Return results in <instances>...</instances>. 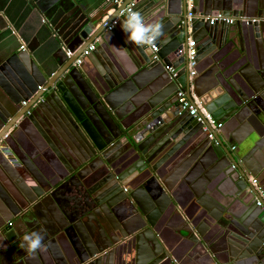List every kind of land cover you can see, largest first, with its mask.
I'll list each match as a JSON object with an SVG mask.
<instances>
[{
  "label": "water",
  "instance_id": "1",
  "mask_svg": "<svg viewBox=\"0 0 264 264\" xmlns=\"http://www.w3.org/2000/svg\"><path fill=\"white\" fill-rule=\"evenodd\" d=\"M131 1L135 2L134 10L142 12L149 22L159 21L164 26L163 35L156 42L157 60L152 59L150 50L128 42V34L122 29L125 16L107 30ZM169 1H123L98 28L93 21L86 22L76 35L78 51L63 59L53 54L52 67L49 58L40 62L36 52L25 48L14 55L18 68L10 75L2 72L4 65H0V137L16 122L15 128L22 129L42 118L50 122L46 132L52 136L37 137L33 141L37 149L31 144V152L46 158L53 172H57V165L70 174L84 164L89 169L80 179L82 194L91 198L94 212H106L119 223L113 226L106 216L102 220L96 213L109 244L93 253L91 247L85 246L89 241H99V236L90 233L86 239H70L77 241L78 249L74 247L78 256L88 253L92 258L89 264H264V205H255L258 197L249 182V175L257 177L264 191L259 178L264 176V166L259 168L248 158L257 145L249 136L252 131L264 139L257 131V127L264 130V23L224 25L202 18L219 11L237 16L242 12V0H192L190 17L185 0H178L175 13L170 12ZM173 15L176 19L171 21ZM42 25L50 35L51 26ZM189 30L197 51L192 92L212 118L222 124L220 131L225 136L223 129L230 126H249L250 130L236 141L242 148H251L241 159L246 170L237 165L217 133L213 131V140L206 138L205 127L212 133L207 123H197L179 108L178 87L185 89L188 98L191 93L186 58ZM40 36L41 30H36L39 43ZM94 42L95 49L82 58L80 65H74L80 53ZM181 47L183 55L173 60L170 57V61L168 57ZM165 67L173 68L176 78L171 79ZM202 71L210 76L206 84L199 83ZM126 84L133 88L127 91ZM36 91L34 101L21 107L20 101ZM120 93L126 94L124 99L113 104L109 98L114 100ZM29 110L30 114L21 118ZM10 137L4 143L15 138L24 144L15 132ZM232 137L227 138L230 144ZM200 146H204L203 153L210 155V161H201L190 173L200 179L199 186H190L194 201L206 203V198L212 200V193L233 197L244 206V218L254 219L256 225L238 217H233L237 222L223 223L211 208L198 226L195 219L188 217L181 192L169 187L166 179ZM3 153L8 150L0 149V176L13 180L4 165ZM20 162L25 165L22 159ZM108 172L117 177L118 184L107 187L103 200L92 188L105 183ZM122 178L126 181L122 182ZM14 185L20 196L15 198L18 210L25 208L20 201L34 204L52 192L43 190L41 180H36L35 187ZM122 188L126 192L121 197ZM224 188L232 191L227 194ZM30 194L34 195L32 200ZM62 200L65 199L62 197L59 204ZM3 204L9 216L2 217L9 221L15 211L7 201ZM223 212L230 214V209ZM56 250L60 253L62 248Z\"/></svg>",
  "mask_w": 264,
  "mask_h": 264
},
{
  "label": "flooded vegetation",
  "instance_id": "2",
  "mask_svg": "<svg viewBox=\"0 0 264 264\" xmlns=\"http://www.w3.org/2000/svg\"><path fill=\"white\" fill-rule=\"evenodd\" d=\"M25 116L27 115H22L21 118ZM49 125L50 122L39 118L38 121L29 122V125H23L22 129L18 126L14 127L8 137L15 132L16 138L24 144L21 145L14 138L6 142L1 148L8 150V153H3L6 158L4 165L11 172L13 180L6 175L0 176V264H89L92 258L89 257L88 253L78 256L76 254L77 241H70V239L72 240L75 236L86 239L89 238L90 233L99 236V241H89V244L85 246L86 249L91 247V253H93L97 248H103L109 244L96 213L100 214L99 217L102 220H105L106 216V219L113 226L119 224L114 217L107 216L106 212H98V210L94 212L91 198L82 194L84 190L80 187V179L90 172L87 167L85 168V164L79 166L73 174H70L67 169L60 165H57V172H53L46 158L44 159L39 152L37 154L31 152L33 147L37 149L33 143L37 137H41V134L46 135V137L52 136L50 132H46ZM31 144L33 147L29 148ZM9 145L12 149L9 148ZM21 159L25 165L20 162ZM29 159L31 160L29 161ZM96 160H94L96 164H100ZM14 161H17L18 164H13ZM63 162H65L64 159ZM72 164L74 163L72 162ZM76 173L81 176H76ZM36 180H41L43 190L52 192L43 195L34 204H26V202L19 200L25 208L18 210L15 198L20 199V196L14 184H19L22 187H35ZM106 180L105 183H100L92 188L94 194L103 200H106L107 187L118 184L117 177L112 172L106 174ZM58 181L60 182L57 186L53 187L52 185ZM125 181L126 178H122V182ZM38 191L36 190V192ZM77 191L79 192L76 193ZM121 191L119 195L122 197L126 190L122 188ZM62 197L65 200L59 204ZM69 197L72 200L67 199ZM29 198L32 200L34 195L30 194ZM6 201L15 211V216L9 221H5L2 217V215L9 216L3 204ZM33 231L40 232L44 236L43 243L46 245L47 251H38L35 256H30L19 245L25 232L31 233ZM74 246L77 248L75 249ZM57 247L58 249L62 248L60 253L57 252ZM124 260L126 261V259Z\"/></svg>",
  "mask_w": 264,
  "mask_h": 264
},
{
  "label": "crops",
  "instance_id": "3",
  "mask_svg": "<svg viewBox=\"0 0 264 264\" xmlns=\"http://www.w3.org/2000/svg\"><path fill=\"white\" fill-rule=\"evenodd\" d=\"M104 1L105 0H0V65H4V71L2 72L8 76L14 72V69L18 68V64L15 63L14 55L21 50L22 46H24L25 49L36 52L40 62L49 58L51 62L50 67L53 65L52 59L50 58L53 54H57L61 59H63L64 56H67L63 46L70 49L73 54L76 53L78 51V41L76 40V35L80 32L82 27L86 25V22H89L90 20L93 21V23L96 24V29L99 27L100 23L113 12L111 10L109 11L110 8H104ZM120 1L121 4L125 0ZM239 1L241 2V0ZM260 2H262L261 5ZM241 5L242 12L240 14L237 16H233L231 14L229 16L264 17V10L262 8L264 7V0H242ZM168 6L170 7V12L175 13L178 11L179 1L170 0ZM256 11H260L261 14H258ZM247 13H254V15L247 16ZM256 13L257 15H255ZM175 17L176 16L173 15L170 20H175ZM43 23L51 26L50 35L43 28ZM36 30H41L42 36L40 37L42 38L40 43L35 37ZM189 40H192L190 30L188 41ZM92 44L97 46L95 42ZM260 50L261 47L258 48L257 53H259ZM262 53L263 52H261V55ZM168 59L170 60L169 57ZM128 61L132 63L130 60ZM209 77L210 76L206 71H202L199 83L206 84L209 80H206V78ZM125 86L128 88L127 91L133 88L130 84H126ZM37 91L39 90L37 89ZM37 91L34 92L27 100L22 101H28V103L33 102L35 96L37 95ZM124 95L126 94H122L114 100L109 98V100L113 104L117 105V102L123 98ZM22 101H20V106L24 107L21 104ZM32 107L34 106L32 105ZM260 128L261 127H257V131H259L260 135L264 136V130H261ZM249 130V126L247 124H243L241 126H230L229 129H223L226 136L220 130L214 131L220 136L221 140L230 150L237 165L244 170H246V167L241 159L247 155L250 151L249 149L251 148H242L236 144V141H239L242 138L241 135L245 134ZM230 136H233L232 144L228 143L227 140ZM249 136L257 142V145L254 146V150L248 156L249 161L255 162L258 167L261 168L264 166V139L257 138L254 131H252ZM203 152L204 146L198 147L190 156L184 159L181 162V165L172 171L168 176V179H166V183L169 187H176V189L181 192V203L188 217L192 220L195 219V221L198 222V226L200 225V221L208 215V210L211 208L213 209L212 213L222 219L223 221H221L223 223L224 221L228 222L233 220L237 222V219H244L245 222L256 225V221L254 219L244 218L246 216L244 206L233 197H229L227 195L221 196L216 193H212L210 195L212 200H209L210 198L208 197L206 198V203H198L197 201H194L195 198L190 191V186H199L200 179H198V177H192L190 173L196 164L199 166L201 165V161L204 162V164L210 161V155H205ZM249 177L252 176L249 175ZM259 178L261 184L264 186V176H259ZM224 189L227 190V194L232 191L231 188ZM203 205H206L207 208L204 209L202 207ZM227 209H230V214L223 212V210ZM233 217L238 218L235 219ZM254 238L258 239L257 236H254ZM200 254H202L201 251Z\"/></svg>",
  "mask_w": 264,
  "mask_h": 264
},
{
  "label": "built area",
  "instance_id": "4",
  "mask_svg": "<svg viewBox=\"0 0 264 264\" xmlns=\"http://www.w3.org/2000/svg\"><path fill=\"white\" fill-rule=\"evenodd\" d=\"M186 1V8H187V13L188 16H191V8H192V0H185ZM120 0H105L104 1V8L109 9V11H114L115 7H118L120 5ZM134 1H131L128 3L123 10H121L120 14L108 25L107 30H112L114 26L117 25L118 20L120 17L125 16L127 14V10L132 9L134 10ZM204 20H210L211 23H219V24H224V25H232L235 23H241L247 26L253 25V24H259V23H264V17H246V16H241V17H231L229 15H224L221 12L216 13V15H208L202 17ZM195 42L192 40H189L187 43V51H186V58H187V67H188V81L190 83V98L187 97V92L185 91L184 88H181L180 86L178 87L176 91V97H177V102L179 105V108L181 111L186 112L189 116H191L197 123H202L204 124L207 123V125L210 126L212 129V133L207 131L205 127V131L207 133V138L210 140H213V131H219L222 128L221 123H217L211 116L210 113L206 111V109L203 107L201 101L193 94L192 92V77L195 75L194 71V66H195V58L197 51L195 49ZM95 44H90L86 49H84L81 54L78 56V58L75 60V65H80L82 58L84 56H87L91 51L95 49ZM21 49H24V46L21 47ZM63 49L66 53L67 56H71L73 52L70 49H67L63 46ZM152 53V59L157 60L158 57L156 53L158 52V46L154 49L150 50ZM184 53V48L181 47L176 50L175 54L171 57L172 60L176 59L177 56H181ZM170 58V59H171ZM171 60V61H172ZM165 70L170 74L171 79L176 78V72L173 68L171 67H165ZM38 90L41 89L40 86L37 88ZM41 99L39 98L36 103H38ZM28 101H22V106H26ZM33 104V106L36 105ZM30 110L25 113V115H29ZM15 126H12L9 128L1 137H0V149L4 147V141L5 139L10 135V133L13 131ZM249 182L255 193L257 194V199L255 202V205L257 207L263 208L264 205V191L262 188L259 186L258 181L254 177H249Z\"/></svg>",
  "mask_w": 264,
  "mask_h": 264
},
{
  "label": "clouds",
  "instance_id": "5",
  "mask_svg": "<svg viewBox=\"0 0 264 264\" xmlns=\"http://www.w3.org/2000/svg\"><path fill=\"white\" fill-rule=\"evenodd\" d=\"M163 27L161 22L155 20L149 22L142 12L132 9L127 10L122 23L123 31L128 34V42L147 50L157 47L156 42L163 35ZM44 239L40 232H25L19 247L30 256H35L38 251H47Z\"/></svg>",
  "mask_w": 264,
  "mask_h": 264
}]
</instances>
